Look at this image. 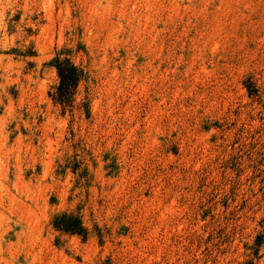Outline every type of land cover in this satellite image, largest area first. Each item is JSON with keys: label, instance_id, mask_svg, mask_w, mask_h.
Here are the masks:
<instances>
[{"label": "rangeland", "instance_id": "1", "mask_svg": "<svg viewBox=\"0 0 264 264\" xmlns=\"http://www.w3.org/2000/svg\"><path fill=\"white\" fill-rule=\"evenodd\" d=\"M0 264H264V0H0Z\"/></svg>", "mask_w": 264, "mask_h": 264}, {"label": "trees", "instance_id": "2", "mask_svg": "<svg viewBox=\"0 0 264 264\" xmlns=\"http://www.w3.org/2000/svg\"><path fill=\"white\" fill-rule=\"evenodd\" d=\"M52 66L55 69L57 77V85L52 100L63 107L69 106L74 90L82 78V72L68 59L56 57ZM52 226L56 231L66 234L81 235L82 237L85 234V230L81 227L80 222L76 218L67 215L55 218Z\"/></svg>", "mask_w": 264, "mask_h": 264}]
</instances>
